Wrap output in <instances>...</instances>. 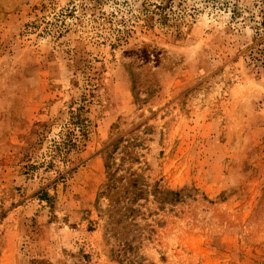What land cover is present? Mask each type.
Listing matches in <instances>:
<instances>
[{"label":"rangeland","instance_id":"1","mask_svg":"<svg viewBox=\"0 0 264 264\" xmlns=\"http://www.w3.org/2000/svg\"><path fill=\"white\" fill-rule=\"evenodd\" d=\"M0 264H264V0H0Z\"/></svg>","mask_w":264,"mask_h":264},{"label":"trees","instance_id":"2","mask_svg":"<svg viewBox=\"0 0 264 264\" xmlns=\"http://www.w3.org/2000/svg\"><path fill=\"white\" fill-rule=\"evenodd\" d=\"M77 122L78 123H75V124L79 125L81 131H84L83 130L84 125L81 123V117L78 116ZM80 135L82 136L83 134H80ZM79 141H80V137L79 136L72 137L71 134L69 133L66 136V140L64 142V146H65V148H68V149H70L71 147H78V143L77 142H79Z\"/></svg>","mask_w":264,"mask_h":264}]
</instances>
